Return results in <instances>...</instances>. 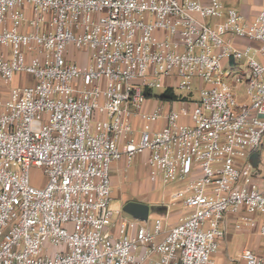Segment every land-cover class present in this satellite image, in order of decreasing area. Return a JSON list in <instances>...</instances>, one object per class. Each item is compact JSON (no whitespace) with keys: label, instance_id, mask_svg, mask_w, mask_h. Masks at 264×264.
<instances>
[{"label":"built area","instance_id":"obj_1","mask_svg":"<svg viewBox=\"0 0 264 264\" xmlns=\"http://www.w3.org/2000/svg\"><path fill=\"white\" fill-rule=\"evenodd\" d=\"M261 1L247 19L219 0H0V264H211L229 216L264 242ZM140 155L151 186L181 185L159 242L161 220L110 206L112 164Z\"/></svg>","mask_w":264,"mask_h":264},{"label":"crops","instance_id":"obj_2","mask_svg":"<svg viewBox=\"0 0 264 264\" xmlns=\"http://www.w3.org/2000/svg\"><path fill=\"white\" fill-rule=\"evenodd\" d=\"M261 2H262L261 0H253L251 7H244L241 9V11L245 15H248L249 17L256 16L260 10ZM243 44H245V42H242L241 45ZM145 157H146L145 155L137 156L136 158H134L133 162L135 161L136 163H138L137 165H140V167L143 168V172H144L143 174L144 175L146 174L145 178H146V181L148 182L147 180L148 168L144 163ZM133 162H131L129 168H127L124 160H121L119 162L113 163L110 168V172H109L110 196H111V201L114 200L113 198H115V201H116V203H112L110 206L114 212H117V214L114 217L115 218L114 221H118L119 218H122L121 212L122 210H124V206L128 202H138V203L146 204L158 214L155 217H153L154 219L147 222L146 226L144 227H147L150 229L152 228L153 223L156 219L161 220L162 234L155 238V241L159 242L162 240L164 234H166L172 227L177 225L181 216H183L186 213V209L180 202H176V204L171 205L169 203L170 201L163 200L164 201L163 203L157 204L156 203L157 200H152L149 198V196L140 194L139 191H137V189L130 190V185H132V182L134 183V179L131 174ZM256 166H258V163L256 164ZM259 173H260L259 178L256 179V183L260 187H264V176L262 175L260 170H259ZM138 180L139 178H136V182ZM158 188L159 187L151 186L152 191ZM180 188H181V185H176V190ZM173 206L174 207L176 206V207L173 210L169 211V208ZM158 215H161V217ZM165 216H166V219H165ZM148 217H149V214H148ZM143 220L144 219L135 218V220L129 221V222L134 223L136 226H142L141 221ZM234 220H235L234 216L228 217L226 226H225L226 227L225 228L226 229L225 238L220 240L219 249L215 254H213L214 256H213V260H211L212 262L211 264H227L230 260H232V258H230L228 247H229V244L233 242L232 234L234 235V233L231 234V232L238 231L234 228ZM112 231L115 232V229H112ZM238 232H241L242 234H244V236L247 238V241H248V243H245V244L243 243V245L240 248H238V251H239V254L237 256L238 258L243 249H250L259 255L264 254V242L261 240L256 230L254 229L253 230H243V231H238Z\"/></svg>","mask_w":264,"mask_h":264},{"label":"rangeland","instance_id":"obj_3","mask_svg":"<svg viewBox=\"0 0 264 264\" xmlns=\"http://www.w3.org/2000/svg\"><path fill=\"white\" fill-rule=\"evenodd\" d=\"M224 6L226 7H232L236 9L239 12H242L241 9L244 7H251L253 0H219ZM243 13V12H242ZM244 14V13H243ZM245 15V14H244ZM246 18L249 17L248 15H245ZM248 19V18H247ZM34 82L33 78L28 75V74H17L14 78L13 83L10 85L11 88H18L20 86L24 85H32ZM175 93L179 97H186V92L180 91V90H175ZM164 94V89H157L154 88L150 92V96L152 97L153 102L160 103L161 102V97ZM194 96H197V93L193 94ZM253 156V159L258 163V169L261 171L262 175L264 176V137L261 141V146L258 148V150L254 153L251 154ZM136 158V157H135ZM134 160V159H133ZM132 160V162H133ZM135 161L132 163V169H131V174L134 179V183L132 182V185H130V190H136L139 191L140 194L149 196L150 199L152 200H157V204H161L164 201L163 200H168L170 201V194L175 191L176 186L173 184H168L164 187H159L158 189H154L153 191L151 190L150 184L146 181V174L144 175L143 173V168L140 167V165H137ZM30 178L31 182L33 185L42 187L43 183L45 181L44 176L42 175L41 171L37 169H32L30 172ZM136 178H139V182H136ZM132 186V187H131ZM114 200L110 202V205L112 203H116L115 198ZM176 207V206H175ZM170 207V210H173L175 208ZM158 213H156L151 207H150V212H149V217L147 219H144L141 221L142 226H146L147 222L151 221L154 219ZM248 217H250L253 221H258L259 216L257 213L255 214H247ZM161 217V215H158ZM121 217L124 218L125 220L128 221H133L135 220V217L131 216L129 213L126 211L122 210L121 212ZM166 219V216H165ZM235 230V229H234ZM234 233V235L232 234ZM232 237H233V242L229 244L228 250L230 254V258L232 260H236L239 254L238 248H240L243 243H248L247 238L242 234L241 232H231ZM220 243V242H219ZM219 249V247H218ZM218 251V250H217ZM214 255H210V260H213Z\"/></svg>","mask_w":264,"mask_h":264},{"label":"water","instance_id":"obj_4","mask_svg":"<svg viewBox=\"0 0 264 264\" xmlns=\"http://www.w3.org/2000/svg\"><path fill=\"white\" fill-rule=\"evenodd\" d=\"M250 161L252 165L255 167L257 162L253 159V156L250 157ZM124 211H126L135 218L147 219L148 214L150 212V207L146 204H142L138 202H128L124 206Z\"/></svg>","mask_w":264,"mask_h":264},{"label":"trees","instance_id":"obj_5","mask_svg":"<svg viewBox=\"0 0 264 264\" xmlns=\"http://www.w3.org/2000/svg\"><path fill=\"white\" fill-rule=\"evenodd\" d=\"M175 98V96L171 92H164L163 96L161 97L162 101H171Z\"/></svg>","mask_w":264,"mask_h":264}]
</instances>
